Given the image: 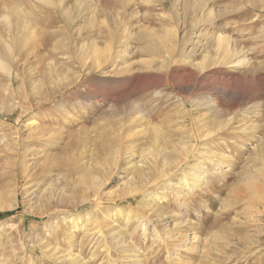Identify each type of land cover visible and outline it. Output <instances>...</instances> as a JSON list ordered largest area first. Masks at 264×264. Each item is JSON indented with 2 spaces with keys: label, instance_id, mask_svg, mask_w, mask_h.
Listing matches in <instances>:
<instances>
[{
  "label": "rangeland",
  "instance_id": "obj_1",
  "mask_svg": "<svg viewBox=\"0 0 264 264\" xmlns=\"http://www.w3.org/2000/svg\"><path fill=\"white\" fill-rule=\"evenodd\" d=\"M254 177L264 0H0V264H264Z\"/></svg>",
  "mask_w": 264,
  "mask_h": 264
},
{
  "label": "bare ground",
  "instance_id": "obj_2",
  "mask_svg": "<svg viewBox=\"0 0 264 264\" xmlns=\"http://www.w3.org/2000/svg\"><path fill=\"white\" fill-rule=\"evenodd\" d=\"M45 1H49V0H45ZM254 1V0H253ZM5 20L7 23H9L11 21V15H5ZM217 43L219 45L220 48L224 47L223 49V52L222 55L220 54L219 56H217L216 58H212L211 60L214 61V60H221L223 62H228L229 64L233 65V66H237V65H243L244 63H246L247 59L245 57V55H239V56H236L237 54H235V47L233 46V44L230 42V39L229 37H225L223 35H219L217 37ZM96 47V46H95ZM97 48V47H96ZM94 48L93 51H92V58L94 61H99L101 58L103 57H107L108 56V51L106 53V55H101L100 52ZM8 49H9V45H8ZM83 61L86 59V57H82L81 58ZM2 67L4 70L6 71H9L11 70L7 64H5L4 62L1 63ZM11 72V71H10ZM212 133V132H211ZM202 138V137H201ZM184 158H189L190 157V154H191V150L189 148H185L184 150ZM178 156V155H177ZM179 158V157H178ZM191 158V157H190ZM182 159V158H181ZM187 163V162H186ZM165 165H167V170L166 172H171L173 169H174V166L173 164L171 165L170 164V161L166 160L165 162ZM191 166V165H190ZM166 167V166H165ZM164 168V167H163ZM176 169V168H175ZM188 170V169H187ZM190 170V169H189ZM182 172L185 174V177H184V181L185 183L187 181H189L191 184H193V186L196 188L197 186H202L203 183H204V179L202 178V173H198V168L197 170L196 169H191L190 172H186L185 169L182 170ZM255 175V174H254ZM143 179V177H142ZM147 180V178H146ZM183 181V182H184ZM144 182V181H143ZM249 182L248 183V188L249 190L251 191V195L252 194H257L260 198L261 201H264V185L262 183V186H259L261 183L259 181V179H256L255 177L252 178L250 181H247ZM149 183V182H148ZM147 183V184H148ZM143 184V183H142ZM149 185V184H148ZM188 185V184H187ZM205 185V184H204ZM192 186V187H193ZM152 187V186H151ZM193 187V188H194ZM148 189V187H146ZM202 188V187H200ZM145 189L143 187H139V188H136V189H133L129 192H124L125 195H126V199H129L130 195H137V196H148L149 193H152V190L150 191H144ZM193 191V190H192ZM135 211V210H134ZM122 212H123V208H121L120 210H118V212H116L119 216L122 215ZM257 214V213H256ZM148 216V215H147ZM128 219H131V218H134V214H133V211H129L128 215H127ZM136 219V218H135ZM142 218L141 217H138L136 220H141ZM155 222V221H154ZM154 222L151 220V218H148L146 219L145 221L141 222L142 225L144 226V229H143V235L146 234V230L148 227L150 228H153V231L155 230V225H154ZM106 223V222H105ZM145 223V224H143ZM138 224V223H137ZM199 237L195 234L191 237H188L185 239L184 241V244L183 246L186 247L188 246L190 243L193 244V242H196L198 241ZM204 246V245H203ZM225 248V247H224ZM217 251V250H216ZM69 254V253H68ZM227 255V253H226ZM67 256V254H66ZM70 256V254H69ZM68 258V257H67ZM71 258V257H69ZM68 258V259H69ZM142 258V257H141ZM144 258V257H143ZM140 259V258H139Z\"/></svg>",
  "mask_w": 264,
  "mask_h": 264
}]
</instances>
